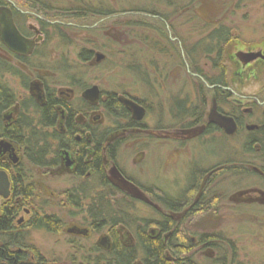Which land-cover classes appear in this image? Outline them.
I'll return each instance as SVG.
<instances>
[{
    "label": "flooded vegetation",
    "instance_id": "1",
    "mask_svg": "<svg viewBox=\"0 0 264 264\" xmlns=\"http://www.w3.org/2000/svg\"><path fill=\"white\" fill-rule=\"evenodd\" d=\"M18 4L24 11L7 0H0V9H9L15 28L28 45L18 47V51H12L0 37V69L13 73L12 69L15 67L12 66L13 63L18 68L14 74L22 76L19 67L26 69L28 60L36 51L38 53L42 43L47 42L49 28L53 26L50 20L38 16L34 11L41 14L42 10L46 9L49 13L53 8L40 0H20ZM70 11L71 14H77L75 10L70 9ZM102 13L96 10L86 12L84 9L79 12L83 18L88 15L99 16ZM26 14L34 16L36 24L30 23ZM56 17L64 20L63 15ZM55 19L53 21H56ZM213 34L214 37L206 41L207 49H204V51L208 50L207 53L210 55L207 56L208 61L204 63L208 71L195 64L193 61L195 57L192 54H189L188 71H186L187 67L181 55V48L185 46L180 39L174 40L175 50L171 51V54L175 52L173 55L182 60L178 64L180 69L184 68L186 76L194 79L193 82L197 84L194 98L196 101L190 98L185 100L181 92H178L175 98L169 99L170 95L165 87L166 99L171 102V113L176 117L189 116L190 119L186 123H181L180 129L173 133L164 127H159L163 129L158 131L159 137H173L179 142L197 139L198 144L207 146L219 143L215 139L219 134L222 140L229 141L231 145V141H234L241 146L237 148L238 151L232 150L230 146L226 147L223 159L225 161L218 164L219 166L215 164L211 168H203L204 166L198 163L192 167L187 175L186 184L181 187L176 197H168L159 190L157 193L153 187L136 183L118 165L122 147L139 154L142 148L148 147L153 137L148 125L142 122L146 114H149V109L140 100L129 95L116 96L117 104L106 103L108 92H103L99 88L100 96L92 103L83 98L82 94L93 85L81 88L78 97L73 89H69V94L64 98L63 92L56 94L54 89L44 86L40 76L26 85L23 81L28 88V98L32 108L34 105L42 108L49 102H55L53 109L56 118L51 127L43 130L48 134L46 140L50 144V150L46 151L45 156L50 159L49 162L55 158L52 166L47 168H58L69 174L74 181L64 191L63 205L74 209L75 212L70 210V215L79 218L81 223L75 222L67 228L63 218L45 210L46 201L34 198L37 185L32 181V174L30 180L35 187L32 197L25 199L22 194L25 183H22L23 188L15 183L16 178L22 180V173L27 169L19 155L21 150L23 158L28 160L27 151L19 143L23 139L24 121L27 120L24 119V107L20 109L17 104L18 98L15 92L8 85L0 82V85L13 92L16 99L12 105L0 112V142H8L12 147V150L0 151V172H4L9 181L8 196L4 197L0 194L2 199L0 218L4 216L9 221L7 226H0V264H46L38 250L30 243V230H44L48 233L65 235L69 239L68 243L73 244L74 254L80 253L82 246L79 241L92 240L93 236L98 234L96 236L98 239L86 252L85 257L80 258L79 264H92V262L87 263V259L92 258L89 255H99L101 259L99 264H198L193 259L195 251L204 247H212L215 250L216 239L213 234L196 233L194 236L187 234L183 222L204 212L208 204L206 198L208 189L218 175H225L226 180L238 188H245L249 183L248 178H256L258 183L264 184L262 96L264 84L260 87L259 96L254 97L253 100L238 95L233 88L234 84L243 86L251 80L264 81V59L256 57L250 62H242L239 58L243 53L250 52L264 56V40L255 43L243 42L232 36L230 30L225 29L224 26L216 28ZM87 52H89L88 61H91L92 52ZM120 97L131 99L141 105L144 108V117L141 120L134 119ZM73 99L78 102L73 103ZM104 103L113 105L112 111L115 115L107 114L105 111L108 115L106 119L110 123L112 120L109 129H103L101 123L105 116L103 112V115L98 112L100 107L105 110ZM120 105L125 113H119ZM213 107L220 117L231 120L229 123L225 122V127L210 121L209 114ZM34 114L37 117V114ZM14 124H18L17 129L13 128ZM37 130L41 129L37 127ZM141 132L149 133L143 138L140 137ZM155 137L159 138L157 135ZM40 138L37 136L35 139ZM42 142L38 140L39 145ZM217 147L222 148V146ZM103 170L106 183L102 181ZM109 174L117 180L116 183L110 182ZM136 190L149 198L143 200L137 197ZM254 198L255 196L246 195L243 202ZM142 201L149 204L148 207L158 214L157 218L135 216L134 205ZM26 205H30L31 209L24 208ZM21 211L27 215L26 221L23 217L17 218ZM105 212L112 214L107 215L104 214ZM39 216L52 219L55 226L53 231L36 227L34 219ZM126 253H132L134 257L130 260L121 259L120 254ZM103 255L112 256V262H105ZM142 255H145V258L141 257Z\"/></svg>",
    "mask_w": 264,
    "mask_h": 264
},
{
    "label": "rangeland",
    "instance_id": "2",
    "mask_svg": "<svg viewBox=\"0 0 264 264\" xmlns=\"http://www.w3.org/2000/svg\"><path fill=\"white\" fill-rule=\"evenodd\" d=\"M7 1L18 6L20 0ZM40 1L53 8L49 13L46 9L41 14L34 11L53 24L49 28L47 42L42 43L38 53L36 51L28 60L25 70L19 67L22 76L14 74L18 68L13 63V73L0 69V82L15 92L19 108L24 107V119L30 121L35 118L25 85L37 79V76L42 78L44 86L54 89L56 94L63 92L64 98L69 94V89H73L77 97L80 96L81 86L74 85L80 79L83 88L98 85L103 92L116 96L129 95L140 100L149 109V114H146L142 122L148 125L153 137L148 147L142 148L139 154L122 147L118 165L136 183L153 187L157 193L161 191L168 197L177 196L181 187L186 184L190 169L196 164L201 163L203 168L220 165L225 161L224 151L228 146L232 150L241 146L234 141H231V145L229 141L222 140L219 134L215 136L218 145L204 146L198 144L197 139L179 142L173 137L162 138L158 131L163 130L159 127H164L170 133L176 132L181 123L190 119L189 116L176 117L171 113V102L168 101L170 97L175 98L181 92L185 100L190 98L196 101L194 98L197 84L193 82L194 79L186 76L184 68L180 69L179 62L183 60L188 71L189 54H192L195 64L208 71L204 63L210 55L208 50L204 51L207 49L205 44L214 37L213 33L218 27L224 26L230 30L232 36L246 43L263 41L264 0ZM75 8H83L86 12H113L105 17L88 15L83 18L71 14L70 9ZM21 10L24 11L22 8ZM56 15L66 18L61 20ZM33 17L29 16L28 21L36 24V18ZM177 39L185 46L181 48L182 60L173 55L175 52L171 54L175 50L174 40ZM83 49L92 52L91 61L80 59L79 53ZM96 53L103 54L104 59L97 61L94 57ZM263 84V80H251L243 86L234 84L233 88L238 95L253 100L259 96ZM165 87L170 95L169 99H166ZM262 96L264 99V92ZM72 102L76 103L78 100L73 99ZM98 112H103L105 116L101 123L104 126L102 128H111L112 120L110 123L106 119L108 115L105 110L100 107ZM148 133L141 132L140 137ZM19 155L32 174V181L37 185L34 198L46 201L45 210L63 218L65 228L75 222L81 223L79 218L70 215L72 208L63 205L64 191L74 182L71 176L58 168L32 165L23 158L21 150ZM108 178L110 182H117L110 174ZM248 180L245 188H238L231 185L225 175L216 176L208 189V204L204 212L184 220L183 226L187 234H213L216 239L215 250L204 247L195 251L193 259L196 263L220 264L226 259V264H229L232 259L231 262L234 263L264 264V184L258 183L256 178ZM135 192L143 200L149 198L138 190ZM246 195L255 196L251 199L253 202H243ZM1 202L0 198V204ZM148 206L143 201L135 204V216L157 218L158 214ZM24 208L31 209V206L26 205ZM72 211L75 212L74 209ZM21 217L25 221L28 219L24 211L17 218ZM97 235L92 240L78 242L82 246L79 254H74L73 244L68 243L69 239L65 235L30 230L29 240L46 264H79L80 258L85 257L98 239Z\"/></svg>",
    "mask_w": 264,
    "mask_h": 264
},
{
    "label": "trees",
    "instance_id": "3",
    "mask_svg": "<svg viewBox=\"0 0 264 264\" xmlns=\"http://www.w3.org/2000/svg\"><path fill=\"white\" fill-rule=\"evenodd\" d=\"M83 8H75L74 10L77 11L76 16L77 17H81L79 12L80 10H82ZM113 11L110 10H106L104 11L101 15L99 16H107L110 15ZM84 16V15H83ZM79 57L82 61H88L89 60V52H87L86 50H82L79 53ZM81 80L79 79L77 84H75L76 86L80 85L81 88H83L82 84H81ZM16 101L15 99V95L13 94V92L11 90H9L6 87H3L2 85H0V112H2L4 109H6L8 106L12 105L14 102ZM106 103H111V104H117L118 100L116 98V95L113 93H108L107 94V102ZM55 102H49L45 107H37V105H34L33 108V113L37 114V117H35L34 119L30 120V121H24L23 124V139L22 141L19 143L25 148V151H27V157L28 160L30 161V163L32 165L35 166H39V167H48V166H52L53 161H55V158H53L52 162H49L50 159L47 158V156H45L47 154V150L49 151V147L50 144L47 142L46 137H47V133L43 130H45V128L51 127L53 125V120L56 118V113L55 110L53 109ZM113 105H105L104 103V107H105V111L107 114L114 115L113 111H112V107ZM75 112L76 110L74 108H72ZM118 111H120L119 113H125L123 107L120 105L118 108ZM115 116V115H114ZM37 127H39L41 130H37ZM13 128H18V124H14ZM37 136H40V139H35ZM38 140L43 141L41 145H39ZM30 171H28L27 169L24 170V172L22 173V180H18L17 178L15 179V183H18L21 188H23L24 186V190L22 191V194L24 195L25 199L32 197V191L35 189L34 185L31 183L30 177H31V173H29ZM105 172L103 170V175H102V181L104 183L107 182V179L105 177ZM22 183H25V185L22 187ZM104 214H112V212H105ZM35 224L36 227L38 228H44L46 230L49 231H53V229L55 228L52 219H49L48 217H42L39 216L37 218H35ZM8 222L6 220V218L3 216L0 218V226H7ZM9 228V227H8ZM211 238H214L212 236H210ZM104 256V261L105 262H112V256L107 257L106 255ZM132 257H134V255L132 253H126V254H120V258L121 259H126V260H130V258L132 259ZM141 257L145 258V255H142ZM142 258V259H143ZM188 259L190 260V258L188 257ZM99 259V255H94L92 258H88L87 259V263L92 262L93 264H99L100 263ZM226 259L222 260V262H220V264H226ZM232 259L230 260L229 264H243L240 262L234 263L231 262ZM121 262V260H120ZM122 264V263H121Z\"/></svg>",
    "mask_w": 264,
    "mask_h": 264
},
{
    "label": "water",
    "instance_id": "4",
    "mask_svg": "<svg viewBox=\"0 0 264 264\" xmlns=\"http://www.w3.org/2000/svg\"><path fill=\"white\" fill-rule=\"evenodd\" d=\"M0 37L3 40L4 44L12 51H18V47H25L28 45V42L20 36L17 29L15 28L11 17V12L9 11V9L5 8L0 9ZM256 57H261L262 59H264V56L262 54L253 52L246 54L243 53L239 56L242 62H250ZM96 58L97 61H101L102 59H104V55L101 53H96ZM82 96L92 103L96 102L100 96L99 87L97 85H93L87 88L83 92ZM119 99L129 109L134 119L141 120L144 117V108L141 105L125 97H120ZM209 119L210 121H213L214 123H217L223 127L226 126L225 122L228 121L229 123L231 121L230 119L220 117V115L215 112L214 107L209 114ZM11 148V144H9L8 142H0L1 152L12 150ZM0 194L4 197L8 196L9 194V181L4 172H0Z\"/></svg>",
    "mask_w": 264,
    "mask_h": 264
}]
</instances>
